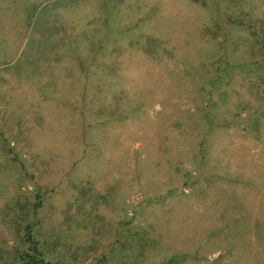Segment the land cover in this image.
I'll use <instances>...</instances> for the list:
<instances>
[{
    "label": "rangeland",
    "instance_id": "1",
    "mask_svg": "<svg viewBox=\"0 0 264 264\" xmlns=\"http://www.w3.org/2000/svg\"><path fill=\"white\" fill-rule=\"evenodd\" d=\"M263 31L264 0H0V247L37 189L62 264H264Z\"/></svg>",
    "mask_w": 264,
    "mask_h": 264
},
{
    "label": "trees",
    "instance_id": "2",
    "mask_svg": "<svg viewBox=\"0 0 264 264\" xmlns=\"http://www.w3.org/2000/svg\"><path fill=\"white\" fill-rule=\"evenodd\" d=\"M232 10V9H231ZM234 10L228 12L226 14L225 21H232L234 24H240L241 22L245 21V27L251 26L252 21L255 18H235L233 17ZM232 13V14H231ZM225 17V16H224ZM222 18V17H221ZM221 18H213V26L210 29L209 27H205L206 29L210 31V37L213 41L214 46L218 49L217 55L221 58L223 63H226L225 58V50L224 46L222 45L224 43L225 39V29L223 23H221ZM223 19V20H224ZM242 19V20H241ZM244 25V24H243ZM249 33L254 34V31L252 29L249 30ZM217 35L221 36L220 39L217 38ZM255 35V34H254ZM257 45L259 44V47L264 51V31L259 36L254 38V42ZM264 59V56L262 57ZM218 65L216 68L218 69ZM217 70L215 69V72ZM217 74V72H216ZM216 74L214 73L212 77L209 79L210 85L213 84L214 78L216 77ZM201 142V140L199 141ZM44 193V192H43ZM42 194V192H41ZM39 192L37 189L34 192V196L32 200L28 201H22L17 203L16 207L18 208V212H15V233L18 236L16 241L9 249H3L0 247V258L1 262L4 264H62V262H59L57 258H49L46 257V255L50 254L51 251L55 250V252H59L56 243H58L59 236H62L61 230L55 232L54 236L51 237L53 240H50L49 242L46 241L44 238L46 237V234L48 236V233L42 234L41 229L38 227L39 220L41 215L44 212L45 205L42 206ZM42 206V207H41ZM126 221H120L121 224L125 223ZM19 223V226H18ZM22 224V226H20ZM14 226V227H15ZM40 236V237H39ZM49 237V236H48ZM24 245V246H23ZM56 245V246H55ZM3 253H5L7 256L3 257ZM46 257V258H45ZM173 257H170L166 259L167 261H171Z\"/></svg>",
    "mask_w": 264,
    "mask_h": 264
}]
</instances>
